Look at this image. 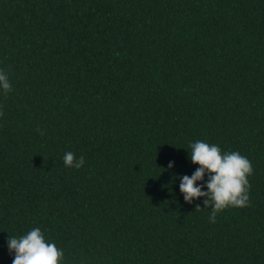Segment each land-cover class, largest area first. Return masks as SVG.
<instances>
[{
  "label": "trees",
  "instance_id": "1",
  "mask_svg": "<svg viewBox=\"0 0 264 264\" xmlns=\"http://www.w3.org/2000/svg\"><path fill=\"white\" fill-rule=\"evenodd\" d=\"M0 69V264L35 227L63 264H264V0H0ZM197 140L253 168L215 222Z\"/></svg>",
  "mask_w": 264,
  "mask_h": 264
},
{
  "label": "clouds",
  "instance_id": "2",
  "mask_svg": "<svg viewBox=\"0 0 264 264\" xmlns=\"http://www.w3.org/2000/svg\"><path fill=\"white\" fill-rule=\"evenodd\" d=\"M0 90H12L8 75L0 69ZM189 159L198 165L191 175H177L179 192L186 203L201 201L205 209L211 208L209 220L215 222L218 212L227 207H246L249 203V181L253 168L251 161L238 151H222L219 145L197 140L190 143ZM64 166L80 169L84 157L65 152ZM175 166L170 161L168 169ZM197 208L201 209L200 204ZM196 208V209H197ZM7 248L12 264H63L64 252L55 242L45 238L41 228L35 227L21 236H9Z\"/></svg>",
  "mask_w": 264,
  "mask_h": 264
}]
</instances>
